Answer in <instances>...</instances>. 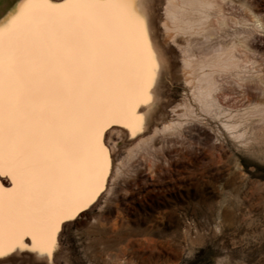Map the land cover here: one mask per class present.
Instances as JSON below:
<instances>
[{"label": "snow or ice", "instance_id": "1", "mask_svg": "<svg viewBox=\"0 0 264 264\" xmlns=\"http://www.w3.org/2000/svg\"><path fill=\"white\" fill-rule=\"evenodd\" d=\"M140 3L19 0L0 19V257H51L104 190L106 128L143 131L159 64Z\"/></svg>", "mask_w": 264, "mask_h": 264}, {"label": "rangeland", "instance_id": "2", "mask_svg": "<svg viewBox=\"0 0 264 264\" xmlns=\"http://www.w3.org/2000/svg\"><path fill=\"white\" fill-rule=\"evenodd\" d=\"M18 5L19 0H0V19H7ZM164 7L165 0L139 4L147 16L149 41L159 64L149 102L134 110L135 116L142 117L143 131L132 135L123 123L106 128L103 143L109 168L104 190L60 225L51 257L32 253L30 248L17 249L0 257V264H264V131H255L247 146H239L220 131L217 120L198 110L183 82L182 52L163 30ZM227 100L222 101L225 107L234 108L232 99ZM185 103L198 116L193 121L197 126L205 125L220 135L217 142L224 152L220 147L212 149V141L198 140L196 132L183 131L180 137L157 134L151 142L167 141L172 150L184 142L188 148L197 147L202 158L177 162L145 187H128L124 179L130 174L123 177L121 161L156 128L182 118L189 121L180 115L183 110L175 111ZM184 121L181 124L186 125ZM153 151L158 157L137 155L130 161L164 167L160 150ZM117 167L123 171L114 178ZM25 243L31 245L30 238Z\"/></svg>", "mask_w": 264, "mask_h": 264}, {"label": "bare ground", "instance_id": "3", "mask_svg": "<svg viewBox=\"0 0 264 264\" xmlns=\"http://www.w3.org/2000/svg\"><path fill=\"white\" fill-rule=\"evenodd\" d=\"M163 14V30L182 52V78L190 99L198 110L219 122L221 132L237 145L245 147L256 135L255 131H264V102L260 100H264V0H165ZM229 98L234 102V108L225 107L222 103ZM187 105L175 107V111L183 110L180 115L189 119L186 122L182 118L186 125L181 120L183 124L177 121L156 128L155 134L137 141L121 161L125 169L123 177L130 174V178L124 179L128 187L139 184L145 187L152 177L160 175L162 170L168 172L177 162L202 158L197 147L188 148L184 142L179 141L181 146L178 150L169 149L167 141L151 142L157 134L180 137L183 131L196 132L198 140L212 141V149H221L222 144L217 142L220 135L212 134L205 125L197 126L193 121L198 116L192 115ZM157 144L160 145L156 147ZM153 149L162 153L160 159L165 168L154 162L143 167L130 161L137 155L158 157ZM221 152L224 151L221 149ZM122 171L117 167L114 178Z\"/></svg>", "mask_w": 264, "mask_h": 264}]
</instances>
